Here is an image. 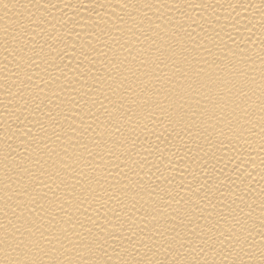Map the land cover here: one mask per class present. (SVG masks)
Masks as SVG:
<instances>
[{
  "label": "bare ground",
  "instance_id": "bare-ground-1",
  "mask_svg": "<svg viewBox=\"0 0 264 264\" xmlns=\"http://www.w3.org/2000/svg\"><path fill=\"white\" fill-rule=\"evenodd\" d=\"M0 264H264V0H0Z\"/></svg>",
  "mask_w": 264,
  "mask_h": 264
}]
</instances>
